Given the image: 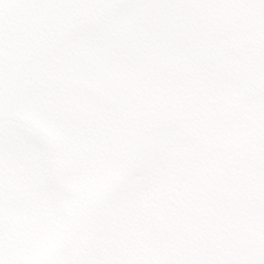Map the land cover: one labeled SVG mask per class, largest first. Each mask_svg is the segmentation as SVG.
<instances>
[{
  "label": "snow or ice",
  "instance_id": "snow-or-ice-1",
  "mask_svg": "<svg viewBox=\"0 0 264 264\" xmlns=\"http://www.w3.org/2000/svg\"><path fill=\"white\" fill-rule=\"evenodd\" d=\"M0 264H264V0H0Z\"/></svg>",
  "mask_w": 264,
  "mask_h": 264
}]
</instances>
